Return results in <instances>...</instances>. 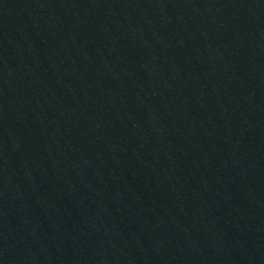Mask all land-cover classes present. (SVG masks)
Masks as SVG:
<instances>
[{"label":"water","instance_id":"95a60500","mask_svg":"<svg viewBox=\"0 0 264 264\" xmlns=\"http://www.w3.org/2000/svg\"><path fill=\"white\" fill-rule=\"evenodd\" d=\"M0 264H264V0H0Z\"/></svg>","mask_w":264,"mask_h":264}]
</instances>
